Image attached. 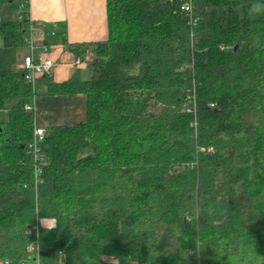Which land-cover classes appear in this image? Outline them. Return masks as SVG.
I'll return each mask as SVG.
<instances>
[{"label":"trees","instance_id":"trees-1","mask_svg":"<svg viewBox=\"0 0 264 264\" xmlns=\"http://www.w3.org/2000/svg\"><path fill=\"white\" fill-rule=\"evenodd\" d=\"M256 3L194 0L191 16L180 0H107V39L68 45L92 53L91 78L42 92L84 93L86 120L45 128L39 158L26 105L40 93L0 71V259L35 261L38 241L40 264H264ZM29 24L1 20L3 48L25 47Z\"/></svg>","mask_w":264,"mask_h":264},{"label":"crops","instance_id":"crops-1","mask_svg":"<svg viewBox=\"0 0 264 264\" xmlns=\"http://www.w3.org/2000/svg\"><path fill=\"white\" fill-rule=\"evenodd\" d=\"M25 10L27 14H24ZM17 16L16 20L27 16L36 27L35 58L54 62L49 73L37 78L36 88L40 94L33 101L35 125L49 128L85 122L87 97L84 93L42 92L50 83L86 81L91 78L90 61L86 60L90 51L80 58L69 50L68 45L90 44L107 39V0H27V6L24 1L19 5ZM21 49L13 50L15 60L9 70H18L22 58L30 53L26 46ZM106 262L117 264L112 257L106 258Z\"/></svg>","mask_w":264,"mask_h":264},{"label":"built area","instance_id":"built-area-1","mask_svg":"<svg viewBox=\"0 0 264 264\" xmlns=\"http://www.w3.org/2000/svg\"><path fill=\"white\" fill-rule=\"evenodd\" d=\"M182 1V9L188 13V15L192 16L193 13V5H194V0H180ZM37 35V30L30 20V24L28 25L26 29V35H25V46L30 49V53L25 55L22 58L21 64L19 69L22 70L25 74V79L26 81L31 84L33 90L35 91L36 89V84H37V78L39 75L47 74L50 71V68L53 66V60L51 59H44V58H35L34 56V51H35V42L34 38ZM46 50V46L44 48ZM87 61L92 60V53L89 52L86 57ZM80 62V60H78ZM35 98V97H34ZM32 103H29L26 105V109L29 111H32L35 113V108ZM195 98L190 100L189 102L185 103V110L187 112L193 113L196 115V106H195ZM213 107V105H211ZM192 125L196 128L197 123L194 121ZM45 135V128L35 126L34 130V138L33 141L29 144L30 146V151L35 154V158H39L38 156L40 155V148L39 144L43 141ZM39 227L40 224L39 222H36L34 225V229L38 235L39 232ZM38 241L34 245L30 247V250L36 253V260L35 261H26V262H20V263H14L6 259H0V264H40L39 263V247H38Z\"/></svg>","mask_w":264,"mask_h":264},{"label":"rangeland","instance_id":"rangeland-1","mask_svg":"<svg viewBox=\"0 0 264 264\" xmlns=\"http://www.w3.org/2000/svg\"><path fill=\"white\" fill-rule=\"evenodd\" d=\"M23 0H14L12 2L0 1V21L1 20H16L19 11V5ZM22 50V49H21ZM15 60V53L13 50H7L3 48V41L0 38V71H8L10 65H13ZM8 67V68H7ZM37 90V88H36ZM44 226L51 225V221L43 220Z\"/></svg>","mask_w":264,"mask_h":264},{"label":"clouds","instance_id":"clouds-1","mask_svg":"<svg viewBox=\"0 0 264 264\" xmlns=\"http://www.w3.org/2000/svg\"><path fill=\"white\" fill-rule=\"evenodd\" d=\"M264 13V3L253 4L249 9V15H258Z\"/></svg>","mask_w":264,"mask_h":264}]
</instances>
